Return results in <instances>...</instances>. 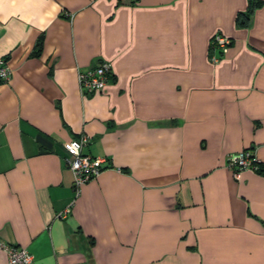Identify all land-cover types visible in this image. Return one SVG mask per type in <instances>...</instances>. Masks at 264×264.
I'll return each mask as SVG.
<instances>
[{
  "label": "crops",
  "instance_id": "crops-1",
  "mask_svg": "<svg viewBox=\"0 0 264 264\" xmlns=\"http://www.w3.org/2000/svg\"><path fill=\"white\" fill-rule=\"evenodd\" d=\"M258 1L0 0V242L34 264H264ZM81 134L110 167L76 196L63 144ZM243 150L261 171L235 181Z\"/></svg>",
  "mask_w": 264,
  "mask_h": 264
},
{
  "label": "built area",
  "instance_id": "built-area-1",
  "mask_svg": "<svg viewBox=\"0 0 264 264\" xmlns=\"http://www.w3.org/2000/svg\"><path fill=\"white\" fill-rule=\"evenodd\" d=\"M129 4H138L140 0H120ZM231 40L216 34L210 42V60L217 63L227 52ZM110 73V64L103 62L97 67L78 70L77 83L82 94L94 91H100L106 84ZM10 69L4 58H0V81L6 82L10 78ZM89 143V137L81 134L77 139L70 140L63 144L66 153L64 163L72 174V189L76 196L80 189L86 183L96 179L100 173L110 167L109 160L105 157H94L84 152V148ZM227 167L232 171L235 181L241 179L245 170H259V163L250 150H243L236 154L229 155ZM68 212V210H66ZM65 214V213H64ZM0 249H3L7 255L9 264H34L32 255L24 248L17 245H7L0 242Z\"/></svg>",
  "mask_w": 264,
  "mask_h": 264
},
{
  "label": "trees",
  "instance_id": "trees-1",
  "mask_svg": "<svg viewBox=\"0 0 264 264\" xmlns=\"http://www.w3.org/2000/svg\"><path fill=\"white\" fill-rule=\"evenodd\" d=\"M250 4H251V7H255L259 4V1L258 0H250ZM261 171V168H260V165H259V170L257 172H260Z\"/></svg>",
  "mask_w": 264,
  "mask_h": 264
}]
</instances>
